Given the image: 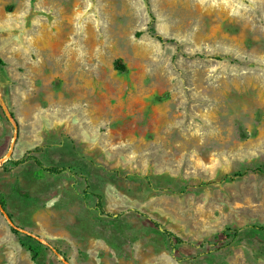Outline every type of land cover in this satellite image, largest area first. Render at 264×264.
Masks as SVG:
<instances>
[{
	"label": "rangeland",
	"instance_id": "374dc122",
	"mask_svg": "<svg viewBox=\"0 0 264 264\" xmlns=\"http://www.w3.org/2000/svg\"><path fill=\"white\" fill-rule=\"evenodd\" d=\"M0 59V264H264V0H0Z\"/></svg>",
	"mask_w": 264,
	"mask_h": 264
},
{
	"label": "trees",
	"instance_id": "16d2710c",
	"mask_svg": "<svg viewBox=\"0 0 264 264\" xmlns=\"http://www.w3.org/2000/svg\"><path fill=\"white\" fill-rule=\"evenodd\" d=\"M156 39L158 40H161L158 36L156 37ZM2 60L0 59V65H2ZM118 68H121V66L119 65H116ZM25 161H33V163L41 170H44L45 172L47 173H51V174H57V173H60L62 172L64 169H61V168H57V167H43L42 166V163H40V161L34 156V155H25L24 157L20 158L19 160L15 161L16 164H19V163H22V162H25ZM247 171L249 170H246L244 172H234L232 173L231 175H226L225 176V180L226 181H233L237 178H240L242 177ZM251 172H258V173H263L262 170L256 168V169H253L251 170ZM95 199H96V208L97 209H101V204H100V196L99 195H95ZM250 229L252 230H256V231H260V232H264V226L263 225H258V224H252L249 226ZM233 233H236L235 230H233ZM166 236L171 238L174 243L176 245H179L182 243V240L174 235H172L171 233H168V232H165ZM221 235L224 237V238H228L230 236V234H226V233H221Z\"/></svg>",
	"mask_w": 264,
	"mask_h": 264
},
{
	"label": "water",
	"instance_id": "95a60500",
	"mask_svg": "<svg viewBox=\"0 0 264 264\" xmlns=\"http://www.w3.org/2000/svg\"><path fill=\"white\" fill-rule=\"evenodd\" d=\"M0 102H1V105H2V107L4 108V106H3V102L0 100ZM14 130L16 131L17 130V127L16 126H14ZM5 158L6 159H9L10 158V151H8L6 154H5ZM0 211H1V213H3V215H4V211H3V209L0 207ZM4 217H5V219L9 222V219H8V217L6 216V215H4Z\"/></svg>",
	"mask_w": 264,
	"mask_h": 264
}]
</instances>
